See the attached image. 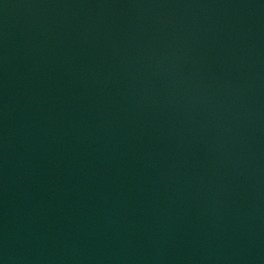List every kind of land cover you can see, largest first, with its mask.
<instances>
[{
	"label": "water",
	"instance_id": "obj_1",
	"mask_svg": "<svg viewBox=\"0 0 264 264\" xmlns=\"http://www.w3.org/2000/svg\"><path fill=\"white\" fill-rule=\"evenodd\" d=\"M0 264H264V0H0Z\"/></svg>",
	"mask_w": 264,
	"mask_h": 264
}]
</instances>
